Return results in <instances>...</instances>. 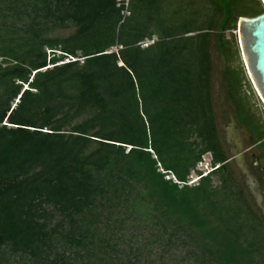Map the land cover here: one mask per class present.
I'll use <instances>...</instances> for the list:
<instances>
[{
    "label": "trees",
    "instance_id": "1",
    "mask_svg": "<svg viewBox=\"0 0 264 264\" xmlns=\"http://www.w3.org/2000/svg\"><path fill=\"white\" fill-rule=\"evenodd\" d=\"M263 11L262 0H0V264H264V217L212 96L218 60L264 164V110L233 31Z\"/></svg>",
    "mask_w": 264,
    "mask_h": 264
},
{
    "label": "rangeland",
    "instance_id": "2",
    "mask_svg": "<svg viewBox=\"0 0 264 264\" xmlns=\"http://www.w3.org/2000/svg\"><path fill=\"white\" fill-rule=\"evenodd\" d=\"M236 30L237 28L233 31L236 33ZM64 31L67 32L69 29ZM216 61L212 77V96L219 134L230 155L237 175L246 187L250 200L257 211L264 217V164L261 159H258L257 166H252L257 150L253 144H248L247 132L238 124L233 115L232 106L228 103L222 87V79L218 70L219 62L218 60ZM259 100L258 105L264 110V103L260 98ZM210 159V153H204L202 161L196 168L204 171L210 169ZM159 169L161 170L160 166Z\"/></svg>",
    "mask_w": 264,
    "mask_h": 264
},
{
    "label": "water",
    "instance_id": "3",
    "mask_svg": "<svg viewBox=\"0 0 264 264\" xmlns=\"http://www.w3.org/2000/svg\"><path fill=\"white\" fill-rule=\"evenodd\" d=\"M236 37L246 73L264 103V11L254 16H239Z\"/></svg>",
    "mask_w": 264,
    "mask_h": 264
},
{
    "label": "built area",
    "instance_id": "4",
    "mask_svg": "<svg viewBox=\"0 0 264 264\" xmlns=\"http://www.w3.org/2000/svg\"><path fill=\"white\" fill-rule=\"evenodd\" d=\"M150 41H151V40H144V41L141 42V45H147ZM69 57H70V58H74V57H71V56H69ZM66 59H69V58H66ZM201 161H202V160H199V161L197 162L196 167L199 165V163H200ZM209 165H210V169H211V168H212V165H211V161H210V160H209ZM210 169H208V170H206V171L201 170V171H202V174H206V173H208ZM161 170H163L162 167H161ZM166 177H171L173 180L179 182V181L176 179L175 175H174L172 172H170L169 174H167ZM197 178H198V175H196V174H190V179L188 180V182L191 183L192 181L196 180Z\"/></svg>",
    "mask_w": 264,
    "mask_h": 264
},
{
    "label": "flooded vegetation",
    "instance_id": "5",
    "mask_svg": "<svg viewBox=\"0 0 264 264\" xmlns=\"http://www.w3.org/2000/svg\"><path fill=\"white\" fill-rule=\"evenodd\" d=\"M257 163H258V158H255L253 163H252V166H257Z\"/></svg>",
    "mask_w": 264,
    "mask_h": 264
}]
</instances>
